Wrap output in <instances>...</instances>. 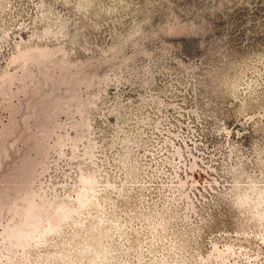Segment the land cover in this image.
I'll return each instance as SVG.
<instances>
[{
  "label": "rangeland",
  "instance_id": "1",
  "mask_svg": "<svg viewBox=\"0 0 264 264\" xmlns=\"http://www.w3.org/2000/svg\"><path fill=\"white\" fill-rule=\"evenodd\" d=\"M0 264H264V0H0Z\"/></svg>",
  "mask_w": 264,
  "mask_h": 264
}]
</instances>
